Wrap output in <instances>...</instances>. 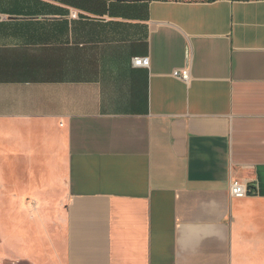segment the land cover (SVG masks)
Returning a JSON list of instances; mask_svg holds the SVG:
<instances>
[{"label":"crops","instance_id":"obj_1","mask_svg":"<svg viewBox=\"0 0 264 264\" xmlns=\"http://www.w3.org/2000/svg\"><path fill=\"white\" fill-rule=\"evenodd\" d=\"M6 218L11 264H264V0H0Z\"/></svg>","mask_w":264,"mask_h":264},{"label":"built area","instance_id":"obj_2","mask_svg":"<svg viewBox=\"0 0 264 264\" xmlns=\"http://www.w3.org/2000/svg\"><path fill=\"white\" fill-rule=\"evenodd\" d=\"M133 65L139 68H147L149 62L146 58H134ZM173 76L183 81H187L189 78L187 71H176L173 73ZM229 195L236 199L244 198L247 195V185L238 180H232L229 185Z\"/></svg>","mask_w":264,"mask_h":264},{"label":"rangeland","instance_id":"obj_3","mask_svg":"<svg viewBox=\"0 0 264 264\" xmlns=\"http://www.w3.org/2000/svg\"><path fill=\"white\" fill-rule=\"evenodd\" d=\"M3 221V220H2ZM5 226H3V222H1L0 224V264H11V261H9L6 256H7V249L5 248V239L8 240V234H3L2 233V230H1V227H6L7 224H8V219L6 218L5 219ZM21 264H25V263H21Z\"/></svg>","mask_w":264,"mask_h":264},{"label":"water","instance_id":"obj_4","mask_svg":"<svg viewBox=\"0 0 264 264\" xmlns=\"http://www.w3.org/2000/svg\"><path fill=\"white\" fill-rule=\"evenodd\" d=\"M251 190H253V188L250 185H247V195H251Z\"/></svg>","mask_w":264,"mask_h":264},{"label":"trees","instance_id":"obj_5","mask_svg":"<svg viewBox=\"0 0 264 264\" xmlns=\"http://www.w3.org/2000/svg\"><path fill=\"white\" fill-rule=\"evenodd\" d=\"M120 1H127V0H120ZM133 1V0H132ZM134 1H136V0H134ZM163 1V0H162Z\"/></svg>","mask_w":264,"mask_h":264}]
</instances>
